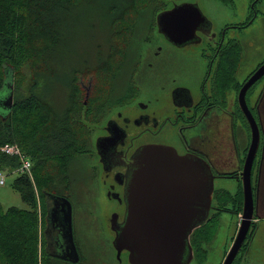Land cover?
Segmentation results:
<instances>
[{"label": "flooded vegetation", "instance_id": "obj_1", "mask_svg": "<svg viewBox=\"0 0 264 264\" xmlns=\"http://www.w3.org/2000/svg\"><path fill=\"white\" fill-rule=\"evenodd\" d=\"M108 1L113 10L107 55L96 57L94 64L83 62L86 65L81 68L73 66L70 73L72 106L85 109L89 116L86 119L91 131L88 146L79 160L70 158L69 154L54 157V152L47 154L52 158L71 159L65 173L72 172L73 180L68 182L65 176L57 180L55 196L67 198L72 206L73 240L79 261L72 263L57 257L67 251L59 226L60 198L51 195H45L42 205L40 243L41 257L45 260L70 264H122L127 260L128 252L122 250L118 254L113 246L114 227L124 219L127 182L134 157L144 145L163 144L173 147L179 155L199 158L209 165L214 182L218 177L234 178L242 189L241 173L251 142L245 107L252 112L260 132L251 167L255 211L258 213L260 209L259 193L264 187V73L246 89L243 100L240 91L264 63V32L261 38L251 37L255 43L262 44L253 52L249 49V37L238 38L258 18L259 0H250L237 20L216 26L204 15V23L182 25L179 36L187 37L183 42L172 41L159 30L157 14L175 4L198 5L197 2ZM103 2L101 13L106 12V7L109 9L107 0ZM225 5L232 6V2ZM105 34L106 30L101 35ZM97 41L101 51L105 45L103 37ZM105 70L115 71V81H118L110 92L99 87ZM95 80L99 81V88H95ZM260 144L263 148L258 154ZM215 190L214 187L212 200ZM238 191L239 187L229 192L233 195L230 199H237ZM224 202L215 198L212 208L218 209ZM85 206L87 210L82 211ZM102 206L106 211L103 222L98 223L94 213ZM76 208L80 211L78 215L73 214ZM210 216L209 212L204 223L209 222ZM246 250H240L232 264H239Z\"/></svg>", "mask_w": 264, "mask_h": 264}, {"label": "trees", "instance_id": "obj_2", "mask_svg": "<svg viewBox=\"0 0 264 264\" xmlns=\"http://www.w3.org/2000/svg\"><path fill=\"white\" fill-rule=\"evenodd\" d=\"M32 1L36 4V0H0V94L7 92L8 95L11 89L13 92V104L7 109L8 114L0 111V147L17 144L32 163V178L27 174H17L12 182L28 208L9 206L4 209L0 205V264H49L39 253L41 203L46 194L58 193L53 177L55 167L68 182L73 180V173H65V170L68 168V159L71 165L70 158L75 155L63 159L52 158L47 154L51 151L54 152L53 157L60 153L68 155L71 150L82 153L87 143L86 132H89L86 123L89 116L87 117L85 109L83 111L76 105H71L72 110L68 109L76 120L72 123L74 125L66 123L58 128L54 126L55 119L50 116L45 99L57 84L68 89V74L50 64L49 53L42 55L52 44L44 41L49 36L48 26H43V23L56 25V21L49 20L55 12H50L54 8V0H44L47 4L45 3L43 11L39 13ZM88 1L93 3L100 0ZM221 1L229 3L232 0ZM59 3L61 12L65 13L69 4L65 0H59ZM107 3L113 9L108 0ZM47 11L49 18L44 15ZM59 24L62 26L61 22ZM55 33L58 35V31L55 30ZM56 35L55 43H58L60 38ZM40 40L45 43L46 50L43 46L37 47ZM96 115L99 117L100 113ZM17 165V157L0 149L1 170H10ZM223 197L225 202L211 213L209 222L196 228L190 235L194 258L198 261L205 259L206 250L203 245L215 233L220 212L230 211L238 215L242 211L241 185L237 199L229 200L231 195L228 191L223 193L215 190L213 202L215 198ZM228 202L234 203L228 206ZM207 227L210 229L206 230ZM256 228L257 223L252 221L241 250L247 249Z\"/></svg>", "mask_w": 264, "mask_h": 264}, {"label": "water", "instance_id": "obj_3", "mask_svg": "<svg viewBox=\"0 0 264 264\" xmlns=\"http://www.w3.org/2000/svg\"><path fill=\"white\" fill-rule=\"evenodd\" d=\"M205 18L196 3L182 2L159 12L157 23L159 30L172 41L183 42L187 37L179 36V27L204 23ZM263 73L264 63L241 88L242 100L246 89ZM2 103L3 111L12 107V89ZM245 113L250 123L251 142L241 173L242 211L235 236L221 264H232L247 237L252 219L258 216L253 199L251 167L260 132L250 109L245 107ZM213 190L214 176L205 161L179 155L167 145H144L134 157L127 182L124 219L114 227L112 243L117 253L126 250L130 264H189L194 256L190 235L208 218ZM51 196L60 198L59 226L67 251L57 257L77 263L79 255L73 240L72 206L65 197Z\"/></svg>", "mask_w": 264, "mask_h": 264}, {"label": "rangeland", "instance_id": "obj_4", "mask_svg": "<svg viewBox=\"0 0 264 264\" xmlns=\"http://www.w3.org/2000/svg\"><path fill=\"white\" fill-rule=\"evenodd\" d=\"M49 1V0H45ZM102 1H94L93 3L88 0H65L66 4H69V8L65 10V13L61 12V7L59 0H54V8L55 11L52 17L49 20L56 21V25H51V23H43V26H48V36L49 39H45V42H52L50 47L46 50L45 43L40 40L38 41V46L45 47L43 54H48V57L51 61V65L55 66L58 70L67 72L68 74V89L61 86V84H57L56 87L52 90L51 93L48 94L46 100V107L50 113V116L55 119L53 122L55 128L62 126L64 124L75 123L76 120L74 116L70 115L68 109H73L71 107L72 101L69 97V89H70V73L72 71L73 66L83 67L86 64H94L96 61L94 59L97 57H102L107 50V45L111 42L110 39V19L112 15V8L107 9L106 12L103 11L101 13L100 9L105 6V2ZM198 3L200 9L203 14L207 16V18L216 26L223 24L224 22L230 21L232 19L237 20L242 16L243 9L246 11L249 6L250 0H232V6H226L225 3L221 0H193ZM32 3H34L32 1ZM44 3V5H42ZM44 0H36L35 7L39 12H42V7L45 6ZM71 4H73L71 6ZM257 8L260 9L258 14V18L254 20V22L245 30L244 35H238V38H246L249 37V49L253 52L256 49V46L262 45L257 44L252 41L251 37L261 38L262 33L264 32V0H259L256 4ZM71 7V8H70ZM63 14V15H62ZM65 14V16H64ZM44 15H48L47 11ZM57 15V16H56ZM61 15V16H60ZM105 15V17H104ZM60 16V17H59ZM48 18H44L48 20ZM126 16H122L123 20H126ZM116 19V18H115ZM51 20V22H52ZM62 26H60V23ZM49 24V25H48ZM59 24V25H58ZM263 24V25H261ZM113 25V24H112ZM51 26L53 28H51ZM54 29V31H53ZM55 30L58 31L59 40L58 43H55L56 35ZM106 30L105 35H101L103 31ZM75 32V33H74ZM56 35V36H58ZM76 35V36H75ZM101 35V36H100ZM103 37V41L105 45L101 47V51L97 48V40ZM54 38V39H53ZM72 38H74L72 40ZM95 39V41H93ZM247 41V42H248ZM55 44V45H54ZM58 49V50H57ZM58 51V52H57ZM99 51V52H98ZM40 61V60H39ZM83 62H87L86 64ZM110 70V69H109ZM109 70H105L104 79L102 80V86L99 85V81L95 80V88H103L106 92L112 91L116 88L115 81V71L112 73ZM107 71V72H106ZM58 73V72H57ZM99 85V87H98ZM7 92H3L0 94V111L3 108V99L6 97ZM251 97V103H253ZM82 105L81 103H79ZM88 120V118H87ZM88 128V126H87ZM89 129V128H88ZM88 135L85 149L88 146L89 140L91 138V131L86 132ZM263 148V144H260V149L258 150V154L261 153V149ZM84 152V151H83ZM82 153L78 154L76 151L71 150L68 152L69 155H75V159L79 160L82 157ZM77 153V154H76ZM256 159H259V155ZM69 160V159H68ZM53 162V161H52ZM55 163V161H54ZM53 163V164H54ZM2 174L5 176V183L0 185V205L2 208H7L9 206H16L19 208H28L27 204L22 200L19 192L12 186L13 180L17 177L16 172H11L8 170H1ZM72 174V172H71ZM53 177L55 182L57 180L63 179V175L58 169L55 167L53 169ZM254 174L252 177V182H254ZM254 184V183H253ZM214 187L216 190L220 189V191H227L232 193L237 191L239 187V183L234 178L229 177H218L215 179ZM259 193L261 202L258 210L259 216H264V187L261 189ZM232 196V194H230ZM225 197V194H224ZM223 197V199H224ZM221 198V200H223ZM230 200V198H228ZM44 200V198L42 199ZM263 200V202H262ZM42 202L41 204H43ZM228 202V206H229ZM40 204V205H41ZM41 205V206H42ZM262 205V207H261ZM42 209V207H41ZM87 210V207H82V211ZM40 210V208H39ZM105 207L102 206L96 210L94 213V218L98 223L103 222V216L105 212ZM41 212V211H40ZM214 212V209L210 210V214ZM78 215L80 213L79 208L73 209V214ZM256 213V212H255ZM40 222H41V214H40ZM239 223V214L236 215L230 211H221L218 218V225L215 233L210 237V239L205 243L204 248L206 250V256L203 261H198L196 258H192L189 264H221L225 251L228 250L229 246L232 243V240L235 236L237 227ZM40 224V231H41ZM209 230L210 228H205ZM202 236V234H200ZM39 253L40 256L43 254L41 243L39 241ZM49 264H70L63 262L61 260L47 259ZM116 264V262L114 263ZM122 264H128L127 260ZM233 264H238V262H234ZM239 264H264V217H260L258 219V224L256 231L251 239V242L247 246V250L242 254V259L239 261Z\"/></svg>", "mask_w": 264, "mask_h": 264}, {"label": "built area", "instance_id": "obj_5", "mask_svg": "<svg viewBox=\"0 0 264 264\" xmlns=\"http://www.w3.org/2000/svg\"><path fill=\"white\" fill-rule=\"evenodd\" d=\"M0 149L6 153L17 157L18 165L11 168L8 171L16 172L17 174H27L32 178L31 167L32 163L29 157L19 148L17 144H6L0 147ZM5 183V176L0 169V185ZM256 220V219H254Z\"/></svg>", "mask_w": 264, "mask_h": 264}, {"label": "bare ground", "instance_id": "obj_6", "mask_svg": "<svg viewBox=\"0 0 264 264\" xmlns=\"http://www.w3.org/2000/svg\"><path fill=\"white\" fill-rule=\"evenodd\" d=\"M169 10V9H168ZM213 201V200H212ZM213 209V208H212ZM260 217H264V216H259L258 215V217L256 218V220L254 221V222H256L257 224H258V219L260 218Z\"/></svg>", "mask_w": 264, "mask_h": 264}, {"label": "crops", "instance_id": "obj_7", "mask_svg": "<svg viewBox=\"0 0 264 264\" xmlns=\"http://www.w3.org/2000/svg\"><path fill=\"white\" fill-rule=\"evenodd\" d=\"M264 209V208H263ZM258 217V216H257Z\"/></svg>", "mask_w": 264, "mask_h": 264}]
</instances>
